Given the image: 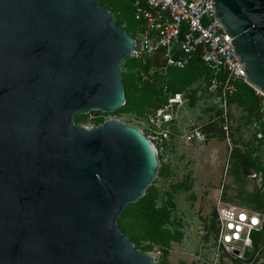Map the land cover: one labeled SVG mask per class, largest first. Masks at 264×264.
<instances>
[{
    "label": "water",
    "instance_id": "95a60500",
    "mask_svg": "<svg viewBox=\"0 0 264 264\" xmlns=\"http://www.w3.org/2000/svg\"><path fill=\"white\" fill-rule=\"evenodd\" d=\"M211 6L264 97V0ZM135 46L97 0H0V264H158L118 226L158 174L152 141L114 119L74 122L125 105Z\"/></svg>",
    "mask_w": 264,
    "mask_h": 264
},
{
    "label": "built area",
    "instance_id": "2783aa9c",
    "mask_svg": "<svg viewBox=\"0 0 264 264\" xmlns=\"http://www.w3.org/2000/svg\"><path fill=\"white\" fill-rule=\"evenodd\" d=\"M135 20L141 23L142 31L134 38L136 46L127 59L141 60L145 57L160 55L163 61L161 73L166 75L170 69L184 70L191 58L200 53V58L211 73L209 81H200L194 95V105L185 93H171L163 88L165 100L148 117L150 127L147 136L159 155H163L166 145L172 138H181L186 144H202L205 133L201 127L193 124L183 126L178 118L179 110L184 107L192 111L198 106L205 109V97L216 99L220 103L218 127L224 134L229 152L233 150L230 137L229 118L226 99L235 92L237 81L244 82V75L238 61L234 58L232 46L220 24L214 20L211 0H134ZM223 75V80L218 77ZM257 95L261 96L256 92ZM263 97V96H262ZM175 107H179L175 111ZM209 109V108H207ZM206 110V109H205ZM254 148L264 152V105L261 103L257 118L252 123ZM184 131H187L183 134ZM259 174L250 177L257 179ZM253 221H256L253 223ZM216 232L206 245L208 254L219 253L230 257L234 262L245 261L246 248H252V264H255L257 252L254 248V235L263 230L264 213L246 210L241 207L219 205L216 209ZM254 236V237H253ZM238 254H235V252ZM161 252L151 255L156 261ZM249 259V260H250Z\"/></svg>",
    "mask_w": 264,
    "mask_h": 264
},
{
    "label": "rangeland",
    "instance_id": "374dc122",
    "mask_svg": "<svg viewBox=\"0 0 264 264\" xmlns=\"http://www.w3.org/2000/svg\"><path fill=\"white\" fill-rule=\"evenodd\" d=\"M124 70L122 67V71ZM199 86L200 81L193 88L198 89ZM205 100L207 104L205 109L220 108L218 100H208L207 97ZM261 103L264 105V97ZM178 109L179 107H175V111ZM205 109L198 106L189 111L183 107L177 115L178 118H181L180 115L183 116L179 122L186 127L193 123L202 127L212 115V112L207 113ZM227 110L230 112L229 129L233 145L231 153L236 149L244 152L251 151L253 148L252 157H256L264 164V152L259 147L254 148L255 138L253 122H251L253 118H249L248 112L234 102L230 103ZM110 119L137 127L146 134L150 132L147 117L144 114L90 112L84 116L77 115L74 122L76 125L92 128L99 120L104 122ZM213 122L211 119L209 123ZM186 132L184 131L183 134ZM213 134H210L202 144H186L179 137L172 138L166 145L158 174L150 187L158 193L157 205L167 203L170 197L171 205L174 207L172 218L174 222L170 229L173 232L182 233V237L179 240L170 241L164 248L141 240L140 248L147 247L146 253L150 256L154 251L161 252L156 262L163 260L167 264H234L236 262L225 254L219 253L216 257L214 253L206 252L209 238L213 237L216 231L217 207L219 205L241 207L264 213V204L259 202L263 191L262 175L259 174L257 179H252L251 173L244 174L230 158L225 139H221L219 133ZM247 146L250 148H246ZM261 233L253 236L254 248L256 247L257 252L255 264H264V236Z\"/></svg>",
    "mask_w": 264,
    "mask_h": 264
},
{
    "label": "trees",
    "instance_id": "16d2710c",
    "mask_svg": "<svg viewBox=\"0 0 264 264\" xmlns=\"http://www.w3.org/2000/svg\"><path fill=\"white\" fill-rule=\"evenodd\" d=\"M97 1L110 12L117 26L122 28L131 37L136 38L142 31L141 23L135 20L134 17V0ZM123 25L125 26L123 27ZM122 63V67L125 69L122 71V75L126 103L116 112L124 114H144L147 119L156 108L163 104L165 100L163 93L164 87L171 93H185L189 97L191 105H194L196 88H193V86L198 84L201 80L209 81L211 78V73L203 64L200 53L195 54L191 58L188 66L184 70L170 69L166 75L161 73L163 61L159 54L152 57H145L141 60L125 59ZM223 78V75L219 76L218 80L222 81ZM234 85L236 87L235 92L228 95L226 99L227 109L230 103L234 102L238 107L248 112V117L253 118L251 121L253 122L258 116L262 97L257 95L256 92L243 81H237ZM205 111L207 113L212 112V115H209L211 119L213 117L220 118L221 110L219 109L209 108ZM228 118L230 120L229 110ZM211 119L201 127L206 136L205 141L208 139V136L213 133H219L221 139H223L224 134L218 127V120L212 119L214 122L209 123ZM102 122V120H99L97 125ZM144 134L147 136L146 132H144ZM248 147L249 146L246 148ZM252 150L253 148L251 151L245 150L244 152H240L236 149L234 152L230 153V158H232L237 167L241 169L244 174L250 175V173H258L262 175L263 184L261 188L263 191L260 194L259 202L264 204V164L260 162L259 159H256V157H252ZM163 156L164 155H159V161H161ZM154 190L155 189L149 187L144 197L136 203L127 205L118 219V226L120 229L132 241L134 247L143 252H147L148 248H140L141 240H146L151 244L164 248L170 241L179 240L180 237H182V233L173 232L170 229L174 222V220L172 221L174 207L171 205L170 197L168 201H166L167 203L157 205L159 196L157 191L154 192ZM261 232V235L264 236V224ZM157 263L167 264L163 260ZM252 263V259H250L234 264Z\"/></svg>",
    "mask_w": 264,
    "mask_h": 264
},
{
    "label": "snow or ice",
    "instance_id": "6c2138e0",
    "mask_svg": "<svg viewBox=\"0 0 264 264\" xmlns=\"http://www.w3.org/2000/svg\"><path fill=\"white\" fill-rule=\"evenodd\" d=\"M256 221H253V223H255Z\"/></svg>",
    "mask_w": 264,
    "mask_h": 264
}]
</instances>
